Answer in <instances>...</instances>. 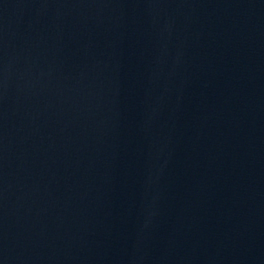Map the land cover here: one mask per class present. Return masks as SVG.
Returning a JSON list of instances; mask_svg holds the SVG:
<instances>
[{
    "label": "water",
    "instance_id": "1",
    "mask_svg": "<svg viewBox=\"0 0 264 264\" xmlns=\"http://www.w3.org/2000/svg\"><path fill=\"white\" fill-rule=\"evenodd\" d=\"M0 264H264V0H0Z\"/></svg>",
    "mask_w": 264,
    "mask_h": 264
}]
</instances>
